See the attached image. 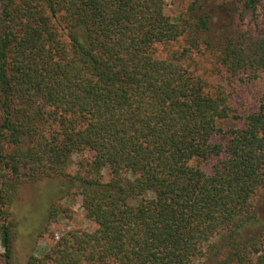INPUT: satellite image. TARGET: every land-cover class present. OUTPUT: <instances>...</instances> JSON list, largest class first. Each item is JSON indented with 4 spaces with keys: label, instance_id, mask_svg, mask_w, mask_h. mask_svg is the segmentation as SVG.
<instances>
[{
    "label": "trees",
    "instance_id": "1",
    "mask_svg": "<svg viewBox=\"0 0 264 264\" xmlns=\"http://www.w3.org/2000/svg\"><path fill=\"white\" fill-rule=\"evenodd\" d=\"M168 1L0 0V264L21 188L46 179L95 228L25 264H264V94L241 114L234 99L264 74V0H229L217 44L210 0L173 17ZM194 51L230 90L189 69Z\"/></svg>",
    "mask_w": 264,
    "mask_h": 264
},
{
    "label": "rangeland",
    "instance_id": "2",
    "mask_svg": "<svg viewBox=\"0 0 264 264\" xmlns=\"http://www.w3.org/2000/svg\"><path fill=\"white\" fill-rule=\"evenodd\" d=\"M192 1H168L165 7V13L171 17L177 16ZM228 1L210 0L212 6L216 9L214 18L210 24L212 28L210 35L214 44L218 43L220 38L217 37L226 32V26L232 21L225 5ZM221 25H223V28H221ZM184 47V41L180 40L167 45H159L156 50L159 57L166 58L175 53H180ZM185 64L190 65L189 69L205 78L211 86L216 87L222 85L230 90L225 79L213 72V63L208 54L194 51ZM236 90L234 99L239 102V114L246 109H254L257 105V98L261 94H264V74L249 90H245L243 87L236 88ZM91 156V153L85 154L87 158ZM77 159V156L73 158V165L70 167L71 173L75 171L74 164ZM68 190V186L64 185L60 179H46L37 183L25 184L21 188L19 198L12 209V217L15 223L13 229V254L15 264H25L26 259L31 255H42L66 231L73 229L91 231L95 228V225L85 218L84 211L80 207V196L71 195L70 197H64ZM70 191L74 192V189ZM259 203L260 216L264 218V198H261V202ZM52 205H58L62 209L68 210V218L60 219L48 225V214ZM45 228H47V231L42 234Z\"/></svg>",
    "mask_w": 264,
    "mask_h": 264
}]
</instances>
